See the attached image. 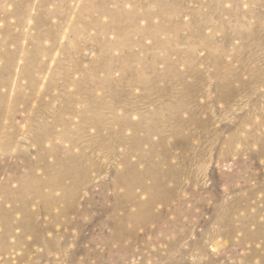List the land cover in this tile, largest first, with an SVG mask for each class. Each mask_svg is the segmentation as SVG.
Returning <instances> with one entry per match:
<instances>
[{"label":"rangeland","instance_id":"obj_1","mask_svg":"<svg viewBox=\"0 0 264 264\" xmlns=\"http://www.w3.org/2000/svg\"><path fill=\"white\" fill-rule=\"evenodd\" d=\"M0 264H264V0H0Z\"/></svg>","mask_w":264,"mask_h":264},{"label":"bare ground","instance_id":"obj_2","mask_svg":"<svg viewBox=\"0 0 264 264\" xmlns=\"http://www.w3.org/2000/svg\"><path fill=\"white\" fill-rule=\"evenodd\" d=\"M67 176H68L67 173H65L63 171L58 172L55 176H51L46 181H43L40 184V186L46 187V188L50 189V191H53V190H55L57 188H61V182L60 181L62 179H64L65 177H67ZM139 180H140V177H138V180L135 181L134 183L132 181L127 182V181H123L121 178L119 180H117V176H116L115 177V180L113 182L114 183L113 185L115 187H117V181H119V182L123 183L125 186H127V185H129V186H134V185L141 186V184H140L141 182ZM78 181L79 180L73 181L72 186L74 187V189L77 188V186L79 184ZM155 186L156 185L154 184L151 188L141 187L144 190V192H146L147 194L150 195V197L148 198V200L145 203L140 204L138 206V208H137L138 209V215H135V214L130 215V214H128V219L130 220V222H131V224H132L133 227L134 226H137L139 224H145V223L149 222V220L151 218H153V216L150 215V214H148V213H149L150 209L153 207L154 203L157 200L156 199V196L151 195V192L154 191ZM62 191H63L62 192L63 194H62L61 199L62 200H66L68 198V196H67L68 195V192L63 187H62ZM39 193H40V191H39ZM128 195L131 196L132 193L129 192ZM126 199H128V197ZM128 200H125V201H128ZM116 207H117V205H116ZM66 210L67 209H65V211ZM65 211H63V212H65ZM113 218H114V223L112 224V227H113V232H112V237L113 238H112V241L117 242V238L121 235L120 232L122 230H120L119 228H117V226L121 227L120 226V222H118V224H117V216L114 215Z\"/></svg>","mask_w":264,"mask_h":264}]
</instances>
